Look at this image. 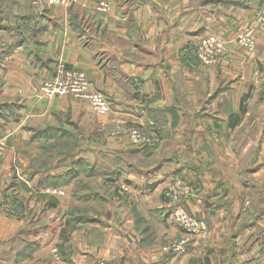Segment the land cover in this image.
<instances>
[{
    "label": "crops",
    "instance_id": "crops-1",
    "mask_svg": "<svg viewBox=\"0 0 264 264\" xmlns=\"http://www.w3.org/2000/svg\"><path fill=\"white\" fill-rule=\"evenodd\" d=\"M30 1L0 0V264H264V23L255 50L234 41L264 0H70L31 16L37 50L11 48L33 33ZM207 34L227 40L215 64L194 51ZM61 60L110 112L42 96ZM131 124L160 140L133 142ZM175 174L207 223L182 255L162 248L184 235L165 197Z\"/></svg>",
    "mask_w": 264,
    "mask_h": 264
},
{
    "label": "built area",
    "instance_id": "built-area-1",
    "mask_svg": "<svg viewBox=\"0 0 264 264\" xmlns=\"http://www.w3.org/2000/svg\"><path fill=\"white\" fill-rule=\"evenodd\" d=\"M70 0H31L39 11L43 12L45 4L49 7L52 4H68ZM108 3L101 1L99 8L106 10ZM37 18H32L24 25L33 31ZM264 23V7L254 18L252 23L243 30L237 32L234 41L240 46L253 51L256 48L255 26ZM227 40L215 34H207L201 38L194 48L197 58L204 64H214L220 62L226 53ZM42 96L55 98L67 93H72L77 97L88 100L97 113H107L111 111L108 98L100 91L92 87L91 81L82 69H75L68 66L67 62L61 60L56 66V73L51 77L45 78L40 86ZM122 131L135 143L155 145L159 140L157 134L148 133L142 126L131 124L123 127ZM8 142L4 137L0 138V157L5 153ZM193 185L186 181L181 175L175 174L165 189V197L170 202L174 220L184 230V235L180 239L173 240L164 246L163 250L182 255L188 251L189 242L206 232L207 223L203 218H197L190 214L184 204L185 199L193 192ZM47 192L63 194V187H48ZM58 256L57 248L54 249ZM91 264H107L102 258L97 259Z\"/></svg>",
    "mask_w": 264,
    "mask_h": 264
},
{
    "label": "trees",
    "instance_id": "trees-1",
    "mask_svg": "<svg viewBox=\"0 0 264 264\" xmlns=\"http://www.w3.org/2000/svg\"><path fill=\"white\" fill-rule=\"evenodd\" d=\"M30 6L28 7L29 9L27 10V11H23V12H21L20 13V17L22 18V21H24L25 19V21H27V20H30L31 18H33L34 16H36L38 13H39V11L37 12V10L38 9H36L37 7L35 6V5H33L32 4V2L30 1ZM47 9H48V6L45 4V7H44V9H43V12L41 13V15H43V13L45 14V12L47 11ZM35 14V15H34ZM34 15V16H33ZM31 16H33V17H31ZM39 17H40V14L38 15ZM29 17H31V18H29ZM37 21V20H36ZM22 25V24H21ZM0 26L2 27L3 26V24L1 23L0 24ZM19 27H20V24H19ZM21 28V27H20ZM22 29V28H21ZM38 30V28H37V26H36V28H34V30H33V33L32 34H29L30 35V37H29V35L28 34H26V32H25V30H19L18 32H17V34H16V37H15V39H14V41H13V43L11 44V48H16L18 45H21V44H27V43H31L33 46H35V43H38V40H33L34 38H36V36H37V31ZM27 31V30H26ZM30 39V40H29ZM35 48H36V46H35ZM36 50H37V48H36ZM32 54H33V58L35 59V60H37L38 59V54H36V53H34V52H32ZM197 57V56H196ZM57 66V65H56ZM55 73H56V70H55ZM54 73V74H55ZM51 180V179H50ZM47 183H51L52 185H55V186H58V185H61L60 183H58L57 181H54V182H42V183H39L38 184V186L39 187H44V186H46V185H48Z\"/></svg>",
    "mask_w": 264,
    "mask_h": 264
},
{
    "label": "rangeland",
    "instance_id": "rangeland-1",
    "mask_svg": "<svg viewBox=\"0 0 264 264\" xmlns=\"http://www.w3.org/2000/svg\"><path fill=\"white\" fill-rule=\"evenodd\" d=\"M215 64V63H214Z\"/></svg>",
    "mask_w": 264,
    "mask_h": 264
}]
</instances>
